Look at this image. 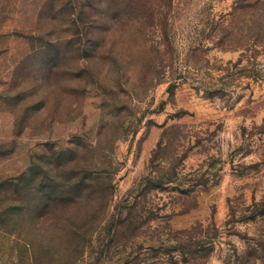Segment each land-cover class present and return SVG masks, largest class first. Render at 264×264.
Wrapping results in <instances>:
<instances>
[{"label": "rangeland", "instance_id": "rangeland-1", "mask_svg": "<svg viewBox=\"0 0 264 264\" xmlns=\"http://www.w3.org/2000/svg\"><path fill=\"white\" fill-rule=\"evenodd\" d=\"M70 1L0 0V264H264V0Z\"/></svg>", "mask_w": 264, "mask_h": 264}, {"label": "trees", "instance_id": "trees-1", "mask_svg": "<svg viewBox=\"0 0 264 264\" xmlns=\"http://www.w3.org/2000/svg\"><path fill=\"white\" fill-rule=\"evenodd\" d=\"M53 2L56 3H60V4H66L71 12L69 15V25H70V31L68 32V34L64 35V36H58L55 40L49 42V44H53V46H59L60 44H73L76 41H81L82 36L84 35V33L80 32V27L78 25V19L75 18V9H74V5L73 3H71L70 0H51ZM83 34V35H82ZM90 38L86 39V43L88 44H92V34H89ZM81 37V38H80ZM86 37V36H85ZM58 189H60V187H55L54 185H52L51 187L47 186L44 189V196H43V202L44 204L42 205V209L44 208V210H51V212H49V216L51 217L52 213L56 212V207L58 205L56 204H61L62 202H59V197H55L53 193H56L58 191ZM61 191V190H60ZM64 200H67V198H63ZM62 200V198H61ZM49 210V211H50ZM62 213H66L67 212V207L62 205L61 207ZM46 218V216L44 217V215L42 214L40 216V219H44ZM52 218V217H51ZM64 221V218H61ZM66 219V218H65Z\"/></svg>", "mask_w": 264, "mask_h": 264}]
</instances>
